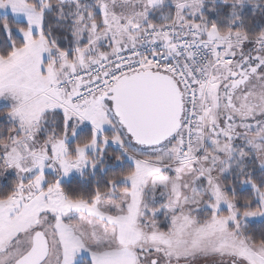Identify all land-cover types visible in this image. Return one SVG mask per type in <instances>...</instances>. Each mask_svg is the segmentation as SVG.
Wrapping results in <instances>:
<instances>
[{
    "label": "snow or ice",
    "instance_id": "6c2138e0",
    "mask_svg": "<svg viewBox=\"0 0 264 264\" xmlns=\"http://www.w3.org/2000/svg\"><path fill=\"white\" fill-rule=\"evenodd\" d=\"M0 13V264H264V0Z\"/></svg>",
    "mask_w": 264,
    "mask_h": 264
},
{
    "label": "rangeland",
    "instance_id": "374dc122",
    "mask_svg": "<svg viewBox=\"0 0 264 264\" xmlns=\"http://www.w3.org/2000/svg\"><path fill=\"white\" fill-rule=\"evenodd\" d=\"M0 14H2V13H0Z\"/></svg>",
    "mask_w": 264,
    "mask_h": 264
}]
</instances>
